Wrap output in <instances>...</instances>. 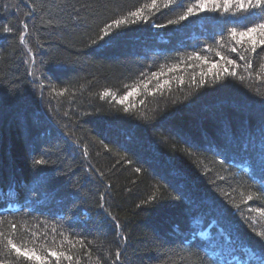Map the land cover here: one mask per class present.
<instances>
[{
	"label": "trees",
	"instance_id": "1",
	"mask_svg": "<svg viewBox=\"0 0 264 264\" xmlns=\"http://www.w3.org/2000/svg\"><path fill=\"white\" fill-rule=\"evenodd\" d=\"M225 5L0 0V264H264V8Z\"/></svg>",
	"mask_w": 264,
	"mask_h": 264
},
{
	"label": "snow or ice",
	"instance_id": "2",
	"mask_svg": "<svg viewBox=\"0 0 264 264\" xmlns=\"http://www.w3.org/2000/svg\"><path fill=\"white\" fill-rule=\"evenodd\" d=\"M178 2H179V0H178ZM155 3H156V0H153V5H155ZM230 3H231V0H226V5H225L226 9L228 6H230ZM238 6L242 11L247 12L250 10L257 9V8H264V0H238ZM217 7H218V5H217ZM199 10H201V11L207 10V5L206 4H199ZM195 14H196V11L194 10V8L189 7V8H187V12L185 13V15L180 16L179 19L184 20L187 18L188 15H195ZM131 15H137V13H132ZM115 23L117 25H119L121 23V21H115ZM259 27L264 28V24L259 25ZM254 32H256V29L250 28L247 30V32L241 33V36L243 37V36L249 35V34L254 33ZM261 34L264 35V33H261ZM233 35H235V33H233ZM255 43H256L255 40H253V44H255ZM260 44L264 45V40H261ZM253 50H255V49H253ZM233 51H235V49H233ZM231 63H234V62H231ZM226 71H227V69H226ZM41 163H42V161H41ZM13 227H15V225H13ZM7 243L16 253L24 255L26 258L32 257V255H33L32 253H29L27 251H23L20 247H18L15 243H13L12 240H8ZM49 254L52 256H58L59 255L56 252H50ZM35 259L37 261H39L41 259V257L35 256Z\"/></svg>",
	"mask_w": 264,
	"mask_h": 264
},
{
	"label": "rangeland",
	"instance_id": "3",
	"mask_svg": "<svg viewBox=\"0 0 264 264\" xmlns=\"http://www.w3.org/2000/svg\"><path fill=\"white\" fill-rule=\"evenodd\" d=\"M202 235H206L205 233H202Z\"/></svg>",
	"mask_w": 264,
	"mask_h": 264
}]
</instances>
